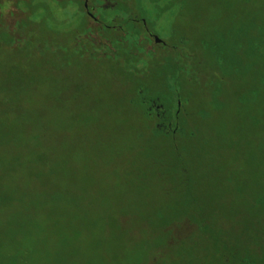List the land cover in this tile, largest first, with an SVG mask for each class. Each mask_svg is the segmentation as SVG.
<instances>
[{"label": "trees", "instance_id": "1", "mask_svg": "<svg viewBox=\"0 0 264 264\" xmlns=\"http://www.w3.org/2000/svg\"><path fill=\"white\" fill-rule=\"evenodd\" d=\"M9 3L0 264L254 260L264 250V0H121L144 17L152 9L153 24L172 12L167 45L151 47L129 19L93 38L47 0L10 3L23 12L14 19Z\"/></svg>", "mask_w": 264, "mask_h": 264}, {"label": "flooded vegetation", "instance_id": "2", "mask_svg": "<svg viewBox=\"0 0 264 264\" xmlns=\"http://www.w3.org/2000/svg\"><path fill=\"white\" fill-rule=\"evenodd\" d=\"M5 2H28L31 0H2ZM53 5L56 14L59 17H74V19H85L89 26V35L93 38L99 37V32L103 28H115L116 24L123 23L124 19H129L130 22L141 24L147 33L149 40L148 47L151 46H165L167 45L166 38H162L156 31V25L160 20H156L154 24L147 21L155 18V12L152 9H148V17H144L141 13L135 10H122L119 7L121 0H47ZM9 3V4H10ZM12 5H8L11 7ZM13 7V6H12ZM6 8V9H7ZM10 18H17L21 16L23 12H18L14 8L7 11ZM172 13V12H170ZM167 16V15H165ZM164 16V17H165ZM163 17V18H164ZM122 20V21H121ZM156 36L162 39V43L156 42ZM179 106V104H178ZM180 107V106H179ZM173 125L177 127L178 122L174 120V124L169 123L168 127L173 128ZM262 242V239L258 237L256 243ZM254 260H249L250 263L246 264H264V250L261 246L257 245L256 252L253 254ZM244 263V264H245Z\"/></svg>", "mask_w": 264, "mask_h": 264}, {"label": "rangeland", "instance_id": "3", "mask_svg": "<svg viewBox=\"0 0 264 264\" xmlns=\"http://www.w3.org/2000/svg\"><path fill=\"white\" fill-rule=\"evenodd\" d=\"M11 9H13L12 6L8 7L6 10L9 11ZM172 21H173L172 13H169V14H167V16H165L163 19H161V21H159L158 24L156 25V31L162 38H167L170 35L171 29H172ZM113 165H115V164H113ZM96 166H97V164H92V167H96ZM121 172H123L122 175H124V177L126 178V181L128 182V187L123 189L122 193H123V195H131L132 196L133 193L135 192V190L137 189L136 188L137 184L133 178L128 177L127 173H125V170H122ZM249 173L250 172L247 171V176H240V178L238 180H240L241 182L242 181L245 182V180L249 181L252 177V175ZM96 177H97L96 178L97 179L96 184L105 187L106 181L102 178L101 172H98Z\"/></svg>", "mask_w": 264, "mask_h": 264}, {"label": "water", "instance_id": "4", "mask_svg": "<svg viewBox=\"0 0 264 264\" xmlns=\"http://www.w3.org/2000/svg\"><path fill=\"white\" fill-rule=\"evenodd\" d=\"M155 38H156V42L157 43H162V39L161 38H159L158 36H156ZM179 106H180V103H179Z\"/></svg>", "mask_w": 264, "mask_h": 264}]
</instances>
